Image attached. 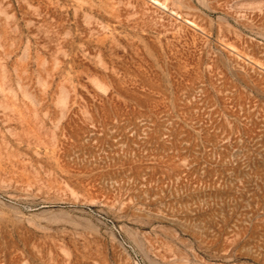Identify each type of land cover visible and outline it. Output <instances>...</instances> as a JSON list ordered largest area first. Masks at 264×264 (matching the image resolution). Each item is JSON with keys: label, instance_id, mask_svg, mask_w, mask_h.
<instances>
[{"label": "rangeland", "instance_id": "rangeland-1", "mask_svg": "<svg viewBox=\"0 0 264 264\" xmlns=\"http://www.w3.org/2000/svg\"><path fill=\"white\" fill-rule=\"evenodd\" d=\"M0 264H264V0H0Z\"/></svg>", "mask_w": 264, "mask_h": 264}]
</instances>
